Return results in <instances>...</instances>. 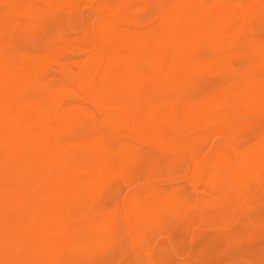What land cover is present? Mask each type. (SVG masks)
<instances>
[{
	"label": "bare ground",
	"instance_id": "1",
	"mask_svg": "<svg viewBox=\"0 0 264 264\" xmlns=\"http://www.w3.org/2000/svg\"><path fill=\"white\" fill-rule=\"evenodd\" d=\"M83 7L81 43L25 47L32 19ZM0 8V264H50L79 247L85 199L102 180L138 176L150 144L219 136L228 147L190 157L193 172L264 188V0ZM222 71L231 73L223 82L191 88ZM127 199L133 226L184 202L157 188Z\"/></svg>",
	"mask_w": 264,
	"mask_h": 264
},
{
	"label": "rangeland",
	"instance_id": "2",
	"mask_svg": "<svg viewBox=\"0 0 264 264\" xmlns=\"http://www.w3.org/2000/svg\"><path fill=\"white\" fill-rule=\"evenodd\" d=\"M86 11V7L74 8L35 17L26 25L29 30L22 32L25 47L35 50L63 41L78 45L84 37ZM230 74L196 77L191 88L217 85ZM222 142L214 136L190 145L165 141L147 146L148 161L138 176L127 182L102 180L85 199L74 220L81 227L79 247L50 264H264V188L222 187L191 168L190 157L222 151L228 147ZM148 188L183 196V206L133 226L125 203Z\"/></svg>",
	"mask_w": 264,
	"mask_h": 264
}]
</instances>
